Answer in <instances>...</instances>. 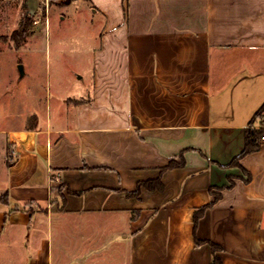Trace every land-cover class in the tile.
Segmentation results:
<instances>
[{
	"label": "crops",
	"instance_id": "0c3cea01",
	"mask_svg": "<svg viewBox=\"0 0 264 264\" xmlns=\"http://www.w3.org/2000/svg\"><path fill=\"white\" fill-rule=\"evenodd\" d=\"M83 1L79 90L0 128V264H264V0Z\"/></svg>",
	"mask_w": 264,
	"mask_h": 264
},
{
	"label": "rangeland",
	"instance_id": "374dc122",
	"mask_svg": "<svg viewBox=\"0 0 264 264\" xmlns=\"http://www.w3.org/2000/svg\"><path fill=\"white\" fill-rule=\"evenodd\" d=\"M63 5L0 0V128L23 122L34 108L46 111L60 95L76 93L79 75L91 69L101 18L93 17L83 0ZM25 17L31 19L30 34L17 47L12 34Z\"/></svg>",
	"mask_w": 264,
	"mask_h": 264
},
{
	"label": "trees",
	"instance_id": "16d2710c",
	"mask_svg": "<svg viewBox=\"0 0 264 264\" xmlns=\"http://www.w3.org/2000/svg\"><path fill=\"white\" fill-rule=\"evenodd\" d=\"M72 0H62L61 3L63 4H69ZM31 19L29 17H25V19L21 20L20 22V26L17 30H15L12 34V39L15 41V43L17 44V47L21 46V44L26 40V38L29 36L30 34V29H29V24H30ZM73 101V100H70ZM75 102H79V100H74ZM264 107L258 111V113L256 114V118H258L259 116H261L262 111H263ZM264 135V127H253L250 126L247 128L246 131V146L243 150V152L240 154L239 157L235 158L234 161H232V164L234 163H238L239 159L251 152L257 151L260 149V139L261 137ZM184 164V162H175L174 160L170 161V163L163 167L164 170L165 169H169V168H175L178 166H182ZM147 186L149 188H159V189H163L164 185L161 182L160 179L157 180H151V181H145V182H141L139 184V187L136 191L131 192L132 194L135 195H139L140 194V190H141V186ZM130 193V194H131ZM220 197V194H215L213 193V199L212 202L204 207H201L200 209H197L195 212V228L198 225V221L200 216L204 213V211L206 210V208H208L209 206L213 205ZM9 201V195L8 194H4L2 196H0V203H8ZM204 240L201 239H197V243L201 244L203 243ZM212 247L214 249V260L212 262V264H222L221 259L216 255V251L218 249H220V246L217 245L216 243L212 242Z\"/></svg>",
	"mask_w": 264,
	"mask_h": 264
},
{
	"label": "built area",
	"instance_id": "2783aa9c",
	"mask_svg": "<svg viewBox=\"0 0 264 264\" xmlns=\"http://www.w3.org/2000/svg\"><path fill=\"white\" fill-rule=\"evenodd\" d=\"M36 22H38V21H36ZM263 127H264V123H263V125H262ZM261 141H263L264 142V135L261 137Z\"/></svg>",
	"mask_w": 264,
	"mask_h": 264
},
{
	"label": "water",
	"instance_id": "95a60500",
	"mask_svg": "<svg viewBox=\"0 0 264 264\" xmlns=\"http://www.w3.org/2000/svg\"><path fill=\"white\" fill-rule=\"evenodd\" d=\"M22 66V65H21ZM22 69H23V66H22Z\"/></svg>",
	"mask_w": 264,
	"mask_h": 264
}]
</instances>
